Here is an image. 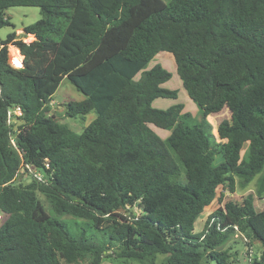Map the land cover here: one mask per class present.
<instances>
[{"label": "trees", "instance_id": "trees-1", "mask_svg": "<svg viewBox=\"0 0 264 264\" xmlns=\"http://www.w3.org/2000/svg\"><path fill=\"white\" fill-rule=\"evenodd\" d=\"M17 6L39 8L40 18L0 40V264H100L107 249L139 264L157 254L167 264H232L225 246L235 236L247 249L259 243L248 264H264V208L254 205L264 198V0H0V28ZM163 51L198 108L196 124L180 103L151 106L177 97L162 87L164 68L144 70ZM64 78L84 95L65 116L95 113L79 134L48 114ZM15 106L25 120L16 130L7 122ZM223 110L215 136L207 117ZM236 178H256L255 194L225 201L195 232ZM39 195L50 213L42 220Z\"/></svg>", "mask_w": 264, "mask_h": 264}, {"label": "rangeland", "instance_id": "rangeland-1", "mask_svg": "<svg viewBox=\"0 0 264 264\" xmlns=\"http://www.w3.org/2000/svg\"><path fill=\"white\" fill-rule=\"evenodd\" d=\"M6 16L9 17V22L11 25H6L0 28V40L4 39L6 35L10 32L15 31L16 28H20L22 25H29L34 23L36 20L40 18L39 8L33 6H17L11 7L6 10ZM14 26V27H13ZM21 34V32H20ZM23 36V35H22ZM26 41L32 40V38L28 37L25 39ZM14 47V46H13ZM12 48V47H10ZM10 48L8 49V55L10 64L13 65L14 61H12L10 55ZM16 49V47H14ZM19 51V50H18ZM17 52V51H16ZM20 64V62H19ZM159 64L164 70H166L170 74L169 80L162 84V87L166 89L176 90L177 97L173 98H156L152 101L151 106L156 109H166L174 104L180 103L183 105V111L190 113V119L186 121L188 125L196 124L200 120V115L198 113V108L196 104L188 97L186 91L182 87L181 80L176 72V65L174 62V58L169 52H159L157 53L147 64L144 70H148L154 65ZM15 65H13L14 67ZM139 77V74L137 75ZM84 99V95L76 90V88L66 79L64 78L56 91L52 95L53 102L48 106V114L53 115L55 121L61 125L67 127L70 131L79 134L82 132L85 126H87L91 119V115L95 116L94 112H90L85 116L78 115L76 117H68L65 116L64 113V105L71 101H81ZM220 118H229V112L227 110H223L219 114L208 116V121L212 124V133L216 134V126L220 120ZM151 129L161 138L164 139L169 136L170 131L163 130L160 128H156L151 126ZM189 177L192 179L194 177L193 169L189 166ZM31 177L26 175L25 173H20L18 180L22 184H26L30 181ZM256 179V178H255ZM253 179L249 183H244L241 179L236 178L235 186L233 192L223 191L222 188H219L218 193H223L222 201L219 202L218 199H214L208 206L204 208L202 214L197 217L194 224V231L198 232L202 229V226L211 212L214 210H220L223 213V203L225 201L231 200L233 202L240 203L242 199L248 194H255V183L256 180ZM39 199L41 200L39 207L36 209L34 217L37 220H42L50 215L48 208L43 200V197L39 195ZM254 205L256 210H262L264 208V198L258 199L256 196L254 197ZM126 209L123 211L125 215H130ZM134 212L136 215L140 213V210L134 208ZM66 219H70L69 217H64ZM68 221V220H66ZM225 247H231V252L235 253L231 258H234L232 264H248L251 257L258 256L260 250L262 249L261 245L256 242H252L251 248L247 249L245 243L242 238L239 236H235L232 238L229 243ZM248 252V253H247ZM167 255L165 254H157L155 257V264H167L166 262ZM85 264V263H83ZM100 264H139L134 261H126L124 262L117 255L113 254L110 249H107L104 253V257ZM211 264H216L212 262Z\"/></svg>", "mask_w": 264, "mask_h": 264}, {"label": "built area", "instance_id": "built-area-1", "mask_svg": "<svg viewBox=\"0 0 264 264\" xmlns=\"http://www.w3.org/2000/svg\"><path fill=\"white\" fill-rule=\"evenodd\" d=\"M28 38V37H27ZM26 38H23V40L25 41V42H29V41H26L25 40ZM10 47H13L12 45H10L9 47H8V49L10 48ZM16 51H17V53H18V55L20 56V64H15V63H13V65H15L14 67L15 68H19V67H21L22 66V61H23V56L20 54V52L18 51V49L16 48ZM9 62H10V60H9ZM11 63V62H10ZM12 65V66H13ZM22 116V110H21V108L19 107V106H15V107H12V108H9L8 109V111H7V122L9 123V124H12V123H15V121L19 118V117H21ZM26 168H28V170L29 171H32L31 170V168L29 167V166H25ZM32 173V175L34 176V177H36L37 179H41V174L40 173H38V172H31ZM6 221V215L4 214V213H2V212H0V225L3 223V222H5ZM249 260V259H248Z\"/></svg>", "mask_w": 264, "mask_h": 264}, {"label": "bare ground", "instance_id": "bare-ground-1", "mask_svg": "<svg viewBox=\"0 0 264 264\" xmlns=\"http://www.w3.org/2000/svg\"><path fill=\"white\" fill-rule=\"evenodd\" d=\"M10 51L12 61H14L15 64H19L20 56L18 55V53L13 48H11Z\"/></svg>", "mask_w": 264, "mask_h": 264}, {"label": "crops", "instance_id": "crops-1", "mask_svg": "<svg viewBox=\"0 0 264 264\" xmlns=\"http://www.w3.org/2000/svg\"><path fill=\"white\" fill-rule=\"evenodd\" d=\"M25 25H22L20 28H16L15 29V32H16V34H20V32L22 33V28L24 27ZM53 102V100H51V102L50 103H52ZM95 116H93V115H91V119H93ZM196 221V220H195ZM195 224V223H194Z\"/></svg>", "mask_w": 264, "mask_h": 264}, {"label": "water", "instance_id": "water-1", "mask_svg": "<svg viewBox=\"0 0 264 264\" xmlns=\"http://www.w3.org/2000/svg\"><path fill=\"white\" fill-rule=\"evenodd\" d=\"M24 123H25V120L24 119H22V118L21 119H18L16 121L15 125H14V130H16L19 125L24 124Z\"/></svg>", "mask_w": 264, "mask_h": 264}, {"label": "clouds", "instance_id": "clouds-1", "mask_svg": "<svg viewBox=\"0 0 264 264\" xmlns=\"http://www.w3.org/2000/svg\"><path fill=\"white\" fill-rule=\"evenodd\" d=\"M18 119H21V117H19ZM18 119H17V120H18ZM17 120H16V121H17ZM16 121H15V123H16ZM15 123H14V124H15Z\"/></svg>", "mask_w": 264, "mask_h": 264}]
</instances>
